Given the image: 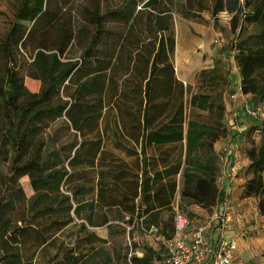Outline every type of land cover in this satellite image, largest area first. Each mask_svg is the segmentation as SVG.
Masks as SVG:
<instances>
[{
    "label": "crops",
    "instance_id": "1",
    "mask_svg": "<svg viewBox=\"0 0 264 264\" xmlns=\"http://www.w3.org/2000/svg\"><path fill=\"white\" fill-rule=\"evenodd\" d=\"M213 10L202 6L185 13L190 23L185 28L171 9V25L159 31L157 12L135 6L128 15L105 22L104 35L87 56L83 52L90 35L78 38L77 59L82 55L85 63L78 64L71 86L79 90L84 83L93 111L78 119L75 127L61 117L45 130L46 143L67 152L64 165L68 172L61 191L68 196L71 209L63 215L68 221L60 228L47 227L43 232L41 227L48 220L32 225L34 230L19 241L23 259L32 264H68L101 246L111 254V237L118 230L126 234L124 218L128 215L141 218L147 229L153 227L150 233L134 228L128 239L134 246L131 249L148 253L154 263L165 254L156 236L172 235L176 211L187 214L194 228L211 220L222 209V202L229 201V186L238 177L230 182L228 160L232 156L223 150L236 148L226 114L228 90L223 91L224 110L218 115L189 102L202 91L198 73L216 64L225 67L228 81L235 75L234 91L239 86L235 61L231 72H226L233 51L222 44L212 46L216 43L211 28ZM153 64L156 71L151 75ZM57 121L61 126L50 133ZM198 178L213 179L216 191L211 193L203 182L198 191ZM184 190L192 196L183 195ZM12 217L18 219L15 213ZM226 232L236 240L234 264H250L254 242L228 228ZM207 235L217 239L216 220Z\"/></svg>",
    "mask_w": 264,
    "mask_h": 264
},
{
    "label": "trees",
    "instance_id": "2",
    "mask_svg": "<svg viewBox=\"0 0 264 264\" xmlns=\"http://www.w3.org/2000/svg\"><path fill=\"white\" fill-rule=\"evenodd\" d=\"M159 1L146 0L142 6L157 12L156 28L164 31L172 23L171 9L166 4L160 5ZM245 1L241 6L239 0H226L224 7L217 4L213 12L217 14L225 8L224 11L234 13L231 19H234L236 30L240 7L251 6L250 15H246L247 11L242 14L261 23L254 47L241 43L232 51L239 71L241 93L251 97L254 102L251 104L263 110L261 142L245 151L251 177L244 183L241 194L257 198L258 210L264 215V0ZM65 5L64 0H18L14 22L0 43L3 60L0 63V107L4 120L0 130V159L9 165L6 174L0 178V264H32L31 260L23 259L19 251L22 238L34 230L32 225L39 220H48L41 227L45 232L47 227L60 228L68 221L63 215L69 213L71 204L61 191L68 172L64 165L67 152L62 150L63 147L47 144L45 130L61 117L67 118L75 127L77 120L89 116L93 109L89 105L91 100L86 98L84 83L79 90L71 86L78 64L83 65L85 59L82 55L80 60L64 57L76 37L75 16ZM122 6L126 7L122 11L100 10L98 0H92L90 7H84L80 36L90 35L89 45L83 52L86 56L92 45L104 35L105 22L118 15H128L129 9L135 7ZM25 22L30 26L26 27ZM27 54L30 62H26ZM25 65L27 69L23 74ZM155 71L153 64L151 75ZM25 76L31 91L27 89L29 85ZM149 82L151 79L146 86ZM227 82L218 64L201 70L197 84L202 91L191 96L190 104L220 114L224 110L223 91ZM144 96L147 100V91ZM202 182L211 187V193L216 191L213 179L199 178L196 182L198 191ZM183 195L192 196V193L184 190ZM14 213L18 219L12 217ZM151 260V255L141 254L136 249L121 257L115 250L112 249L110 254L101 246L68 264H153Z\"/></svg>",
    "mask_w": 264,
    "mask_h": 264
},
{
    "label": "rangeland",
    "instance_id": "3",
    "mask_svg": "<svg viewBox=\"0 0 264 264\" xmlns=\"http://www.w3.org/2000/svg\"><path fill=\"white\" fill-rule=\"evenodd\" d=\"M66 2L65 8L71 11L75 16V31L76 37L73 41L68 52L64 56L65 58L71 57L73 60L77 59L78 56V38L80 37V30L82 25V15L84 7H90L92 0H64ZM146 0H98L100 4V10L102 8L117 7L127 4L129 6H142ZM250 3L258 0H248ZM226 0H160L159 4L170 7L175 10L177 15L181 17V22L184 27L187 28L190 23L188 20H185V13H191L193 10L198 9L202 6H212L215 9L216 5L222 4L224 7ZM245 0H239V4L245 5ZM18 4V0H0V43L7 33L9 27L14 22V13L15 8ZM213 14V22L211 23V28L213 31V40H216V43L213 41L212 46L217 44H222L223 47L232 51V49L239 44L243 43L246 47L252 48L256 45L258 36L261 30V23L259 21H253L245 17L243 12H246V15H250L252 8L251 6L244 7L238 12L237 15V28L234 30L233 21L234 19H229L228 15L224 11ZM245 10V11H244ZM26 27L30 26L29 22L24 23ZM182 25V26H183ZM223 39V40H222ZM245 42V43H244ZM229 51V52H230ZM234 54V51H233ZM231 56V55H230ZM229 56V57H230ZM26 62H30V58L27 56ZM0 56V63L2 62ZM234 58L232 62V57L229 58L228 66L229 69L226 71L230 73L234 67ZM223 69V65H219ZM27 66H24L22 73H26ZM225 69V67H224ZM223 69V73H224ZM226 70V69H225ZM187 75L190 74V68H186ZM234 74V73H232ZM27 77L25 76V80ZM235 75L229 78L227 82V94L226 101L228 103V111H226L227 119L229 122L230 131H232V138H236L235 142H231L233 145H236V148L230 150V155L235 154L237 156L238 171L236 177H238L237 183L230 184V194H229V214L230 220L227 223V228L234 235H243L244 239L253 241L252 249V262L255 259L262 258L264 259V215H262L258 210V200L255 197H243L241 192L243 190L244 183L246 180L251 177V172L248 169L249 161L246 158L245 151L254 145H259L262 139L261 127L263 126V121L261 119H253L249 117L243 111V104L245 102L252 103L251 97H240L233 100L229 97V94L235 92L234 88L236 87ZM28 85L30 84L27 79ZM232 85V87H231ZM29 91L32 90L31 86H27ZM220 90V89H219ZM218 90V91H219ZM0 100V106H1ZM254 103V102H253ZM4 122L2 117V109L0 107V130L2 123ZM61 126V121H57L52 125L51 132L56 128ZM248 128V129H247ZM246 130V131H245ZM62 130H60V133ZM64 132V129H63ZM66 135V132H65ZM229 143V144H231ZM238 145V146H237ZM8 163L0 159V178L6 174L8 170ZM125 233L118 232L116 235L111 237V248L118 252L122 257L124 253H128L131 250V242L129 238L130 232L125 231ZM226 235L227 232H226ZM122 262V260H121ZM119 264H122V263Z\"/></svg>",
    "mask_w": 264,
    "mask_h": 264
},
{
    "label": "built area",
    "instance_id": "4",
    "mask_svg": "<svg viewBox=\"0 0 264 264\" xmlns=\"http://www.w3.org/2000/svg\"><path fill=\"white\" fill-rule=\"evenodd\" d=\"M225 12L231 20L234 13ZM242 95L239 84L237 91L229 94V97L235 100ZM242 108L244 113L253 119H262L263 117V110L251 103L245 102ZM229 149L225 147L223 150L230 153L231 149ZM231 156L232 160H228V177L230 182H233L237 175L238 163L237 156L235 154H231ZM221 208L211 220L194 228H191L192 220L187 214L176 211L173 217L172 235L169 238L161 235L156 236V239L162 242L165 254L153 264H234L233 253L236 249V240L226 235L227 223L230 220L228 202L223 201ZM124 219L127 232L134 228L148 233L154 230L152 226L147 229L141 218H132L127 215ZM214 220L217 221L218 236L216 240H211L207 232ZM250 264H264V259H255Z\"/></svg>",
    "mask_w": 264,
    "mask_h": 264
}]
</instances>
